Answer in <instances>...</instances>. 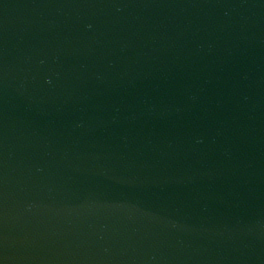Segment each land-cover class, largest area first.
Here are the masks:
<instances>
[{"label": "water", "instance_id": "95a60500", "mask_svg": "<svg viewBox=\"0 0 264 264\" xmlns=\"http://www.w3.org/2000/svg\"><path fill=\"white\" fill-rule=\"evenodd\" d=\"M0 264H264V0H0Z\"/></svg>", "mask_w": 264, "mask_h": 264}]
</instances>
